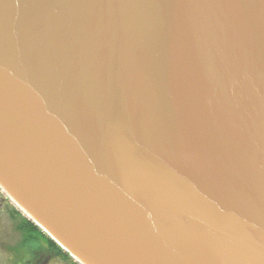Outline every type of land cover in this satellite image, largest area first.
<instances>
[{"label":"water","instance_id":"obj_1","mask_svg":"<svg viewBox=\"0 0 264 264\" xmlns=\"http://www.w3.org/2000/svg\"><path fill=\"white\" fill-rule=\"evenodd\" d=\"M0 193L76 264H264V0H0Z\"/></svg>","mask_w":264,"mask_h":264},{"label":"rangeland","instance_id":"obj_2","mask_svg":"<svg viewBox=\"0 0 264 264\" xmlns=\"http://www.w3.org/2000/svg\"><path fill=\"white\" fill-rule=\"evenodd\" d=\"M11 208H14L13 205L0 193V264H16V260L23 258V255L25 256V251L27 250L20 249L21 235L17 233L15 229V224L18 223V220L20 219L13 217V211H11ZM14 210L16 209L14 208ZM16 212L18 213L17 210ZM15 248H19V252L12 251ZM37 250L39 253L43 252V249ZM44 260H46V258ZM72 263L73 262L65 261L63 258L58 257L57 255L55 256L54 254L51 259L48 260V264Z\"/></svg>","mask_w":264,"mask_h":264},{"label":"flooded vegetation","instance_id":"obj_3","mask_svg":"<svg viewBox=\"0 0 264 264\" xmlns=\"http://www.w3.org/2000/svg\"><path fill=\"white\" fill-rule=\"evenodd\" d=\"M11 209H14V208H11ZM13 217H17L19 219L23 218L20 213L19 214L13 213ZM18 221L19 222L15 224V229H16V232L21 235L20 249L22 250L27 249V250L25 251L26 254L25 256L23 255V258L16 260V264H48V260H50L53 255V252L47 245L48 238L42 232L38 231L32 224H31V229H29L28 227H26V225L21 224L20 220ZM37 247H39V249H43V252L39 253V251L37 250ZM18 249L15 248L12 251H18ZM45 258L46 260H44Z\"/></svg>","mask_w":264,"mask_h":264},{"label":"trees","instance_id":"obj_4","mask_svg":"<svg viewBox=\"0 0 264 264\" xmlns=\"http://www.w3.org/2000/svg\"><path fill=\"white\" fill-rule=\"evenodd\" d=\"M11 211H13V213L17 214V212L14 211V209H11ZM20 222H21V224H24V225H26V227H28L29 229H31V224L28 223L25 219L20 218ZM47 245L51 249V251L53 252V254L55 256L58 255L59 257L63 258L65 261L72 262L71 259L69 258V256L67 254H65L62 250H60L59 247H57L49 239L47 240ZM38 246H39V244H38ZM37 249H39V247H37Z\"/></svg>","mask_w":264,"mask_h":264}]
</instances>
